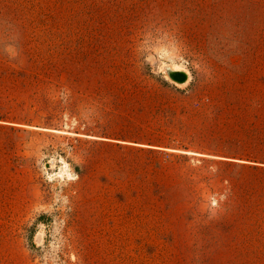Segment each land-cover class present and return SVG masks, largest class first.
<instances>
[{"label": "rangeland", "instance_id": "rangeland-1", "mask_svg": "<svg viewBox=\"0 0 264 264\" xmlns=\"http://www.w3.org/2000/svg\"><path fill=\"white\" fill-rule=\"evenodd\" d=\"M225 8L0 0V264L217 259L202 222L264 192V0Z\"/></svg>", "mask_w": 264, "mask_h": 264}, {"label": "crops", "instance_id": "crops-1", "mask_svg": "<svg viewBox=\"0 0 264 264\" xmlns=\"http://www.w3.org/2000/svg\"><path fill=\"white\" fill-rule=\"evenodd\" d=\"M242 2L244 0H224L225 10L233 5L240 7ZM251 165L264 173V163ZM244 191L242 189L230 198L229 203L236 207H230L227 212L225 209L226 213H218L215 218L207 220L206 227L202 222L199 239L194 238L195 250L198 251L200 243L211 257L213 252L216 253L217 259L208 264H264V192L256 189ZM195 232L198 233V227Z\"/></svg>", "mask_w": 264, "mask_h": 264}, {"label": "bare ground", "instance_id": "bare-ground-1", "mask_svg": "<svg viewBox=\"0 0 264 264\" xmlns=\"http://www.w3.org/2000/svg\"><path fill=\"white\" fill-rule=\"evenodd\" d=\"M182 83H184V82H182ZM182 83H177L176 82L177 85H180ZM54 132H58V131L54 130ZM185 153L188 154V155L192 154L190 152H185ZM48 178L50 179V181L57 182V183H59L61 185H64L67 182H69V181L74 179L73 175L70 172L69 165L64 160H62L60 162V164L58 165L56 170L52 172V174L48 175Z\"/></svg>", "mask_w": 264, "mask_h": 264}, {"label": "water", "instance_id": "water-1", "mask_svg": "<svg viewBox=\"0 0 264 264\" xmlns=\"http://www.w3.org/2000/svg\"><path fill=\"white\" fill-rule=\"evenodd\" d=\"M170 78L172 81L177 82V83H182L187 80L186 74L182 72H173L170 74Z\"/></svg>", "mask_w": 264, "mask_h": 264}]
</instances>
